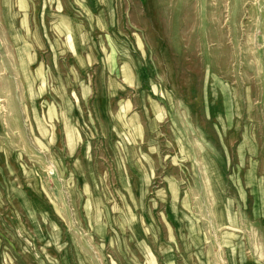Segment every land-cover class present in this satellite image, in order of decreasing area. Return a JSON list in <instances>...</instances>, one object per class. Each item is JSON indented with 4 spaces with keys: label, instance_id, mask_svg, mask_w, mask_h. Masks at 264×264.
<instances>
[{
    "label": "rangeland",
    "instance_id": "rangeland-1",
    "mask_svg": "<svg viewBox=\"0 0 264 264\" xmlns=\"http://www.w3.org/2000/svg\"><path fill=\"white\" fill-rule=\"evenodd\" d=\"M0 264H264V0H0Z\"/></svg>",
    "mask_w": 264,
    "mask_h": 264
}]
</instances>
